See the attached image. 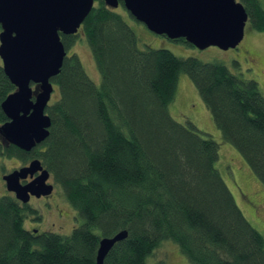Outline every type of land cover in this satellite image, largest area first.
Masks as SVG:
<instances>
[{"label": "trees", "instance_id": "16d2710c", "mask_svg": "<svg viewBox=\"0 0 264 264\" xmlns=\"http://www.w3.org/2000/svg\"><path fill=\"white\" fill-rule=\"evenodd\" d=\"M237 1L252 30L264 31L259 0ZM79 31L100 84L89 79L76 54L66 55L51 80L58 94L45 110L47 139L30 152L4 142L0 157L23 165L39 160L81 224L68 236L33 233L24 224L34 209L2 195L0 264H95L100 240L123 231L126 238L103 264H147L163 241L176 244L190 264H264V238L216 168L218 143L169 113L178 78L186 74L222 140L264 185V96L257 82L220 62L141 48L104 0H94ZM78 33L60 34L66 51ZM14 91L0 61V106ZM6 122L0 107V126Z\"/></svg>", "mask_w": 264, "mask_h": 264}, {"label": "water", "instance_id": "95a60500", "mask_svg": "<svg viewBox=\"0 0 264 264\" xmlns=\"http://www.w3.org/2000/svg\"><path fill=\"white\" fill-rule=\"evenodd\" d=\"M120 2L153 34L183 39L199 50L236 48L248 21L237 0H104L111 9ZM93 5L94 0H0V61L15 87L0 106L7 118L0 136L7 144L30 152L47 139L51 120L45 110L54 91L51 80L66 57L60 34H77ZM27 178L33 179L21 184ZM49 179L37 159L2 177L6 191L21 204H28L31 196L49 197L54 189ZM126 236L123 231L102 238L95 264H103L111 248Z\"/></svg>", "mask_w": 264, "mask_h": 264}, {"label": "rangeland", "instance_id": "374dc122", "mask_svg": "<svg viewBox=\"0 0 264 264\" xmlns=\"http://www.w3.org/2000/svg\"><path fill=\"white\" fill-rule=\"evenodd\" d=\"M259 2L264 9V0ZM116 10L134 31L141 48L166 49L180 58L195 57L205 63H223L232 74L256 81L264 96V31H253L246 23L244 37L236 48L224 51L212 46L199 50L185 43L155 35L143 24L131 18L122 7ZM76 38L74 44L66 51V55L76 54L89 79L99 85L100 74L81 31ZM53 88L49 104L57 98V87L53 85ZM32 89L37 91L35 87ZM169 113L177 122L192 123L218 143L219 159L216 168L244 218L264 238V185L248 169L238 152L222 140L209 111L186 74H181L178 78L175 99L169 106ZM21 166L22 163L17 158L0 157V196L8 194L2 174L11 173ZM49 183L54 186L53 193L46 200L31 201L30 208L34 209L35 215L30 216L24 226L29 231L34 229L37 232H53L68 236L81 224V220L65 201L61 189L54 185L52 178L49 179ZM161 244L150 260L148 258L147 264H190L176 244L171 241H163Z\"/></svg>", "mask_w": 264, "mask_h": 264}, {"label": "flooded vegetation", "instance_id": "af4514ba", "mask_svg": "<svg viewBox=\"0 0 264 264\" xmlns=\"http://www.w3.org/2000/svg\"><path fill=\"white\" fill-rule=\"evenodd\" d=\"M120 7V6H119ZM118 7V8H119ZM32 87H35V85H32ZM5 141L2 139V137L0 136V144H3ZM31 160H29L26 164H22V166L21 167H24V166H27L28 164H29V162H30ZM20 167V168H21ZM4 174H2V176H3ZM38 174H35L34 176H33V178L34 177H36ZM33 178H27L26 180H22L21 181V184H26V183H28V182H30ZM48 183H49V180H48ZM4 186H5V184H4ZM54 190V189H53ZM53 193V192H52ZM8 194L9 195H11V196H13L14 197V194H12V193H9L8 192ZM51 196V195H50ZM49 196V197H50ZM48 197H40V198H35V197H33V196H31L30 197V200H29V202H28V204H26V205H30V203H31V201L34 199V200H46ZM19 202V201H18ZM32 231H33V233H34V231H37V230H34V229H32Z\"/></svg>", "mask_w": 264, "mask_h": 264}]
</instances>
